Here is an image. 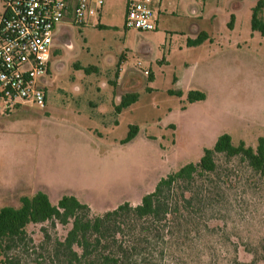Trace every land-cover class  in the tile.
I'll use <instances>...</instances> for the list:
<instances>
[{
    "label": "rangeland",
    "instance_id": "1",
    "mask_svg": "<svg viewBox=\"0 0 264 264\" xmlns=\"http://www.w3.org/2000/svg\"><path fill=\"white\" fill-rule=\"evenodd\" d=\"M257 1L153 0L149 31L124 27L126 0H103L96 22L64 19L42 79L46 107L0 110V208L41 191L53 204L72 195L100 215L138 204L223 133L255 147L264 137V35L250 28ZM201 32L206 42L186 45ZM190 90L204 98L188 103ZM130 92L137 101L116 113ZM215 160L199 203L167 227L164 264H264V180L239 156ZM66 229L30 225L32 247Z\"/></svg>",
    "mask_w": 264,
    "mask_h": 264
},
{
    "label": "trees",
    "instance_id": "2",
    "mask_svg": "<svg viewBox=\"0 0 264 264\" xmlns=\"http://www.w3.org/2000/svg\"><path fill=\"white\" fill-rule=\"evenodd\" d=\"M263 6L264 0H258L250 18L251 30L262 35ZM207 37L201 32L188 45H199ZM148 79H153L152 74ZM168 93L182 96L178 90ZM203 98L204 94L198 91L190 90L186 94L188 103ZM137 99L136 92L123 94L115 112H121ZM136 130L135 126L129 127L125 140L132 139ZM217 154L228 158L239 156L264 180V137H259L256 146L251 147L243 141L233 144L231 136L223 133L212 148L203 149L197 162L184 164L161 178L135 205L124 202L93 215L87 204L72 195H63L53 204L47 194L37 191L21 197L16 207L0 208V264H164L171 251L172 234L167 227L181 207L189 210L199 203L202 183L217 170ZM44 223L60 224L67 229L62 236L54 238L45 233L47 240L36 251L28 227Z\"/></svg>",
    "mask_w": 264,
    "mask_h": 264
},
{
    "label": "built area",
    "instance_id": "3",
    "mask_svg": "<svg viewBox=\"0 0 264 264\" xmlns=\"http://www.w3.org/2000/svg\"><path fill=\"white\" fill-rule=\"evenodd\" d=\"M153 0H126L124 27L154 30ZM0 110L44 109L54 35L64 19L82 26L99 19L103 0H0ZM144 72L148 74V69Z\"/></svg>",
    "mask_w": 264,
    "mask_h": 264
},
{
    "label": "crops",
    "instance_id": "4",
    "mask_svg": "<svg viewBox=\"0 0 264 264\" xmlns=\"http://www.w3.org/2000/svg\"><path fill=\"white\" fill-rule=\"evenodd\" d=\"M192 13L194 14V12H192ZM192 19H194L195 21L197 20L196 18H192ZM190 40H192V39H190ZM190 40H189V41H190ZM206 40H207V39H206ZM189 41H186V45H187V46H189V45H188V42H189ZM205 42H206V41H205Z\"/></svg>",
    "mask_w": 264,
    "mask_h": 264
},
{
    "label": "flooded vegetation",
    "instance_id": "5",
    "mask_svg": "<svg viewBox=\"0 0 264 264\" xmlns=\"http://www.w3.org/2000/svg\"><path fill=\"white\" fill-rule=\"evenodd\" d=\"M46 88V87H45Z\"/></svg>",
    "mask_w": 264,
    "mask_h": 264
}]
</instances>
